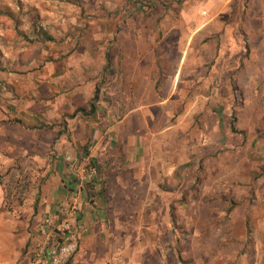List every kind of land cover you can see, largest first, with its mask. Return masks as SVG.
<instances>
[{"label": "crops", "instance_id": "obj_1", "mask_svg": "<svg viewBox=\"0 0 264 264\" xmlns=\"http://www.w3.org/2000/svg\"><path fill=\"white\" fill-rule=\"evenodd\" d=\"M233 3L235 0H225L221 14L250 9L258 21L257 26L250 22L251 28L264 29V0H246L243 5L238 0L236 6ZM208 10L203 12L208 13L206 18L194 16L197 22L189 23L141 21L142 16L138 22L128 19L117 41L114 36L121 19H109L95 37V43L106 42L98 47L103 48L102 65L94 73L76 71L77 63L68 59L18 73L17 78L16 73L0 71V264H28L30 248L39 236L38 224L72 197L77 186L75 166L86 163L95 169L96 178L87 185L80 250L69 264H264V177H255L258 166L264 170V149L260 151L264 130L260 128L259 110L247 100L240 107L222 104L208 111L204 110L205 97L202 102L194 101L193 95L208 92L212 77L211 72L197 74L195 62L214 60L216 56L210 53L205 56L206 43L210 50L218 44L220 31L232 30L230 23L216 22L217 9ZM194 11L189 10L190 14ZM16 26L11 25L14 34L22 30ZM3 34L1 24V40ZM221 37L229 38L223 34ZM195 40L198 47L194 46ZM259 58V54L250 55L251 61L258 62ZM259 74L252 69L247 75L250 92L258 89ZM241 78H245L243 74L239 81L243 89ZM184 94L192 95L187 104ZM157 108L164 110V121L156 119ZM196 111H204L198 121ZM162 124L159 131L152 129ZM181 133L186 134L185 155L178 152ZM195 138L200 146H194ZM163 142L164 149L170 150L165 159L161 154ZM195 147L200 150L198 154ZM199 154L207 159L206 171L213 168L242 178L240 196L238 191L233 199V218L239 231L230 234L236 245L228 246L220 261H207L204 255L186 247L182 259L187 262L168 263L163 259L164 233L157 218L163 212L170 216L174 200L187 209L194 201H132L116 197L112 191L118 187L122 193L128 191L130 183L140 182L146 173H177L181 165H185L186 172L196 173L200 165L192 160L199 156L200 162ZM116 199L124 207L135 206L133 203L144 206L137 213L152 216L154 229L133 234L126 231V220L117 217L122 214L115 209ZM226 199L223 201L227 205ZM121 211L135 212L132 208ZM185 213L188 224H193L194 211ZM131 237L154 238V242L143 246L137 240L131 242ZM139 249L143 250L141 255H154L155 261L138 258ZM167 250L175 252L169 246Z\"/></svg>", "mask_w": 264, "mask_h": 264}, {"label": "rangeland", "instance_id": "obj_2", "mask_svg": "<svg viewBox=\"0 0 264 264\" xmlns=\"http://www.w3.org/2000/svg\"><path fill=\"white\" fill-rule=\"evenodd\" d=\"M237 1L235 0L233 5L236 6ZM239 1L243 5L246 0ZM224 6L225 0H0V25L2 24L4 33L3 40L0 39V71L16 73L17 78L18 73L54 66L58 62H62V59H68L77 63L76 71L81 72L85 69V71L94 73V69L102 65L103 48L98 47L106 42L104 39L103 42L95 43V37H97L99 29H104L105 25L109 23V19L113 17H115V21L119 17L121 19L114 36L117 41V35H120L125 24L123 22H127L128 19L138 22V17L142 16L141 21L144 18V20L157 21L158 23L175 21L189 23L197 22L194 16L206 18L208 13L204 14L205 9H209L208 12L211 9H217L216 22L224 24L228 22L232 30L220 31L217 36L214 35L218 39V44L212 46L210 50L206 43L205 56L210 53L216 56L214 60L195 62L197 74L203 73V71L211 72L212 77L211 88L208 92L193 95L194 101L202 102L205 97L207 107L204 110L207 111L208 109L216 110L222 104L240 107L246 100L250 101L259 110V124L261 130H264V59L261 58L264 55V29L251 28L250 22H256L254 25L257 26L258 21L250 14V9H234L230 15H225L221 14L223 11L221 8ZM189 10H195V14H190ZM199 11L202 13L199 14ZM11 25L20 26L22 30L20 33L15 30L14 34L11 31ZM41 31H44V34ZM221 34L229 38L223 39ZM235 35L237 38H234ZM194 46L198 47L197 40H195ZM76 49H79L77 54L75 53ZM201 52L202 50L199 51V54ZM253 53L260 55L258 62L250 60V55ZM82 63L88 64L87 68H83ZM252 69L260 72L259 87L256 91L250 92L248 90L250 78L247 75H250ZM240 74L245 77L241 78L244 80L242 82L243 89L239 83ZM245 79L249 83L247 91L244 90L246 88ZM103 82L105 83V80ZM201 87L203 89V84ZM253 89L255 90V88ZM198 96L200 99L197 98ZM190 97H192L191 94H184L185 104H187V98ZM182 112L180 110L181 115ZM232 112L234 114L233 110ZM203 113L204 111L201 114L196 111L195 121H198ZM155 115L158 121L166 119L164 110L157 108ZM234 118L235 116L232 115L231 122L235 120ZM162 126L163 124L158 128L156 125L150 128L159 131ZM261 133L264 134V131ZM225 138L229 142L230 138L227 136ZM194 143V146H200V142L197 143L196 138ZM146 144L149 145V142ZM162 144L161 154L165 159L170 150L164 149L165 142ZM178 145V152L185 155V133L179 134ZM263 149L264 147L260 148V151ZM198 151L200 150L195 147L194 152L198 154ZM199 155L201 156L200 162L199 156L192 160V163L200 165L196 173L186 172L185 165H181L177 173H146L143 174L140 182L139 180L131 182V188L128 191L125 190L122 193L119 187L115 189V192L112 191L113 194L116 193V197H128L132 201H138L140 198H155L165 201L177 198L179 202H185L187 199L194 201L187 209L186 205H176L174 200V207H171L173 212L170 211V216L163 212L157 218V225L159 224V228L164 233L162 238L165 249L163 259L168 263L187 262V259H182V257H186V247H191L198 255L200 253L199 256L204 255L207 261H220L225 255L226 248L232 244L236 245L235 239H232L234 235L230 234L232 231L234 233L236 230L239 231V224L233 218L235 208L233 199L236 197V192L239 191L238 195L240 194L242 178L240 174L219 173L217 170L213 171V168L206 171L204 162L207 159L203 155ZM258 167L259 174L257 173L255 177L260 176L261 180L264 177V170L261 166ZM243 181L246 182V180ZM225 199L228 200L227 205L223 201ZM230 199L231 201H229ZM116 201L118 205H115V209H120L119 212L122 214L117 217H123L126 220V231L133 234L141 229H154L156 221L152 216L146 214L140 216L137 213L144 206L139 207L137 203H133L135 206L124 207L120 205L119 200L116 199ZM128 208H132L135 212L123 214L121 210ZM185 211H194L193 224H190V221L188 224ZM136 240L143 246L145 243L147 246L149 242H154V238L131 237L130 239L131 242ZM168 246L175 252L168 251ZM196 249H199L198 252ZM138 252L140 253L138 258L141 260L146 258L147 261H155L154 255L147 252L141 255L143 252L141 249ZM192 259L193 257L189 261L192 262Z\"/></svg>", "mask_w": 264, "mask_h": 264}, {"label": "built area", "instance_id": "obj_3", "mask_svg": "<svg viewBox=\"0 0 264 264\" xmlns=\"http://www.w3.org/2000/svg\"><path fill=\"white\" fill-rule=\"evenodd\" d=\"M75 173L77 186L72 197L38 224L39 236L30 248L28 264H69L79 252L84 231L83 202L96 171L86 163L75 166Z\"/></svg>", "mask_w": 264, "mask_h": 264}, {"label": "trees", "instance_id": "obj_4", "mask_svg": "<svg viewBox=\"0 0 264 264\" xmlns=\"http://www.w3.org/2000/svg\"><path fill=\"white\" fill-rule=\"evenodd\" d=\"M93 109V108H92ZM91 111H93V110H91Z\"/></svg>", "mask_w": 264, "mask_h": 264}]
</instances>
